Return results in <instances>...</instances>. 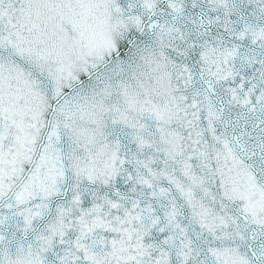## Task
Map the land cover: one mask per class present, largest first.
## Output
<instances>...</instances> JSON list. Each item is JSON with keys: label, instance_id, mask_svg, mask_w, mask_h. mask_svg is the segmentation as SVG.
I'll list each match as a JSON object with an SVG mask.
<instances>
[{"label": "snow or ice", "instance_id": "snow-or-ice-1", "mask_svg": "<svg viewBox=\"0 0 264 264\" xmlns=\"http://www.w3.org/2000/svg\"><path fill=\"white\" fill-rule=\"evenodd\" d=\"M0 264H264V0H0Z\"/></svg>", "mask_w": 264, "mask_h": 264}]
</instances>
